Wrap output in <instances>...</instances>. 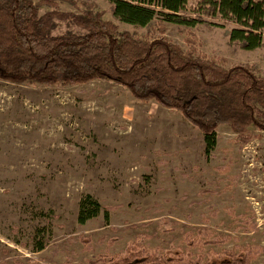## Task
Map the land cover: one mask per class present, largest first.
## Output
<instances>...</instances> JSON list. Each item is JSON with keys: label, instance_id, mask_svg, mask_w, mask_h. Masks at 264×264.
I'll list each match as a JSON object with an SVG mask.
<instances>
[{"label": "rangeland", "instance_id": "1", "mask_svg": "<svg viewBox=\"0 0 264 264\" xmlns=\"http://www.w3.org/2000/svg\"><path fill=\"white\" fill-rule=\"evenodd\" d=\"M76 1H61L60 9L78 12L88 1L121 31L150 39L161 34L159 18L136 27L116 19L109 0ZM185 14L197 17L190 9ZM202 19L194 26L164 21L165 35L184 49L195 39L200 52L254 63L264 74V36L258 48L244 49L230 39L234 23ZM68 29L81 31L58 21L54 33ZM2 94L11 104L0 98V264L68 258L87 264L103 253H126L136 240L177 254L185 249V233L204 225L215 235L264 246V130L251 128L254 138L241 147L221 124L217 146L207 154L203 133L180 111L139 100L113 81L33 85L0 78ZM88 194L112 207L108 218L102 210L79 222ZM254 264H264V252Z\"/></svg>", "mask_w": 264, "mask_h": 264}, {"label": "trees", "instance_id": "2", "mask_svg": "<svg viewBox=\"0 0 264 264\" xmlns=\"http://www.w3.org/2000/svg\"><path fill=\"white\" fill-rule=\"evenodd\" d=\"M61 1L77 5L76 0H0L1 79L33 85H75L95 79L119 83L139 100L180 111L203 133L207 154L217 146L221 124L231 127L241 147L254 138L251 128L264 130V74L257 65L230 63L226 57L200 52L191 38L184 49L165 35L164 24L194 26L205 15L218 16L236 25L229 31L230 39L252 50L263 44L264 0H198L193 6L189 0H109L121 22L146 27L159 18L161 34L152 39L121 31L92 2L83 1L84 7L75 12L60 9ZM43 6L50 10L41 13ZM189 9L197 17L187 16ZM58 21L81 31L54 33ZM111 209L88 194L80 203L79 222L102 210L108 218ZM244 221L251 223V230L256 228L254 222ZM231 241L234 246L225 248ZM184 242V250L166 254L136 240L126 253H103L87 264H254L264 252L263 245L215 235L208 225L187 231ZM214 245L222 247L217 254L194 251ZM62 264L81 263L68 258Z\"/></svg>", "mask_w": 264, "mask_h": 264}, {"label": "bare ground", "instance_id": "3", "mask_svg": "<svg viewBox=\"0 0 264 264\" xmlns=\"http://www.w3.org/2000/svg\"><path fill=\"white\" fill-rule=\"evenodd\" d=\"M0 98H1V99H4L3 101H1V104H2L3 106H5L6 104H7V105H10V104H11V103H10L11 100H8V99L6 98V95L2 94V95H0ZM256 179H257V178H256ZM260 179H261V177L258 178V180H260ZM262 185H263V184H262ZM262 185H261V183H260V186H259V187H254V186H253V190H254V189H261V188H263Z\"/></svg>", "mask_w": 264, "mask_h": 264}]
</instances>
